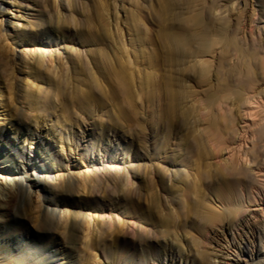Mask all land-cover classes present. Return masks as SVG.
<instances>
[{
  "label": "rangeland",
  "instance_id": "obj_1",
  "mask_svg": "<svg viewBox=\"0 0 264 264\" xmlns=\"http://www.w3.org/2000/svg\"><path fill=\"white\" fill-rule=\"evenodd\" d=\"M260 156L264 0H0V264H264Z\"/></svg>",
  "mask_w": 264,
  "mask_h": 264
},
{
  "label": "bare ground",
  "instance_id": "obj_2",
  "mask_svg": "<svg viewBox=\"0 0 264 264\" xmlns=\"http://www.w3.org/2000/svg\"><path fill=\"white\" fill-rule=\"evenodd\" d=\"M184 36V35H183ZM186 37V36H185ZM169 39V41L172 43V44H174L175 45V47L178 49V51L179 52H182V48L184 47V45H185V39H183V38H181V37H171V38H168ZM188 43V42H187ZM187 45V44H186ZM170 53H171V51H170ZM178 54V53H177ZM167 55H168V53H167ZM183 56V55H182ZM165 60V59H164ZM175 82V81H174ZM166 83V82H165ZM174 85V84H173ZM171 86V85H170ZM177 92V91H176ZM173 94V93H172ZM45 97V96H44ZM176 97V96H175ZM178 100V99H177ZM246 126V125H245ZM240 138V137H239ZM239 140V139H238ZM240 141V140H239ZM238 142V141H237ZM261 142V141H260ZM237 145V144H236ZM241 145V144H240ZM243 145V144H242ZM242 145L240 146V147H242ZM247 145V144H246ZM235 146V145H234ZM233 146V147H234ZM256 146V145H255ZM254 146V147H255ZM238 147V146H237ZM252 147V146H251ZM256 148V147H255ZM236 150H238V148H235ZM254 149V148H253ZM232 150V149H231ZM255 150V149H254ZM236 152V151H235ZM238 152V151H237ZM243 152H246L245 151V149H244V151ZM258 152V151H257ZM256 152V153H257ZM234 152H233V150H232V154H231V156L232 155H234L233 154ZM228 154V153H227ZM236 154H239V153H236ZM254 154V153H253ZM240 155V154H239ZM256 155V154H255ZM257 155H259L258 153H257ZM261 155V154H260ZM230 156V157H231ZM241 156V155H240ZM234 157V156H233ZM232 157V158H233ZM261 157V156H260ZM227 158H229V157H227ZM234 159V158H233ZM253 159H255V158H253ZM257 159V158H256ZM261 159H264V158H262L261 157ZM229 161H231L230 159H228ZM259 160V159H258ZM253 161H255V160H253ZM252 161V162H253ZM242 162V161H241ZM251 162V163H252ZM259 162V164H261V160L260 161H258ZM258 162H256L255 163V165H256V167H255V174H256V177H262L263 178V180H264V162H262V164L261 165H258ZM231 164H232V166L231 167H229V169L227 168L226 169V167H224V170L226 171V173H227V175H229V176H231L230 178H232L231 180H228V182L225 184L226 186H222V187H220V189H222V190H220V192H227V191H233V189H236V187L237 188H240L241 190H243V191H248V192H250V196H251V194L252 193H254L255 194V196H257L258 198H259V201L258 200H254L253 201V199H252V201L255 203L254 205H257V206H259V208L258 209H256V208H254V209H252L251 210V212H250V215H252L254 218H255V216L257 215V212H258V210H259V212H260V214H262L263 213V205H264V185H263V180H261V178H259V180H257V184L256 183H254L253 181V183H251V180H252V178L251 177H249L248 176V171L246 172L245 170H242V169H240V170H238L237 169V164H236V162L235 161H231ZM238 165H239V162H238ZM2 172H4V173H8V175L11 173L13 176H11V178H9V180L8 181H5L4 183H3V185H1L0 184V197H1V195L3 194V191L4 190H6L7 189V187H13V180L12 179H16L17 177H18V173L16 174V169L15 168H13L12 170H3L2 169ZM7 175V174H6ZM240 175H242L243 177L241 178V179H237L238 177L237 176H239L240 177ZM235 177V178H234ZM248 177L249 178H251V180L249 181V180H247L248 179ZM254 177H255V175H254ZM258 178H256V179H258ZM255 181V180H254ZM226 182V181H225ZM223 183V182H222ZM256 185V186H255ZM258 185V186H257ZM17 186V185H16ZM254 189V190H253ZM240 190V191H241ZM217 191H219V188H218V190ZM216 191V192H217ZM235 191H237V190H235ZM219 192V193H220ZM253 195V194H252ZM247 196H249V195H247ZM254 196V195H253ZM222 198V197H221ZM244 223L246 224V225H248V221H247V219H245L244 220ZM262 225V228H263V231H264V224L262 223L261 224ZM124 234H125V236L128 238L130 235H131V237H134L136 234H137V232H136V229L135 228H133V227H131V230L130 231H127V232H124ZM261 242V241H260ZM264 244V243H263ZM242 252H244L243 250H242ZM247 252V251H246ZM257 255V257H262V259L261 260H264V250L263 249H255V250H253L252 251V255ZM253 257V256H252ZM87 263V262H86Z\"/></svg>",
  "mask_w": 264,
  "mask_h": 264
}]
</instances>
